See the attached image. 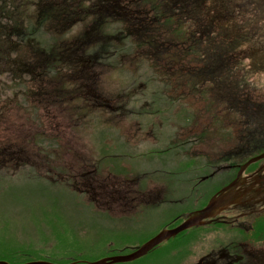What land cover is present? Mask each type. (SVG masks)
Returning <instances> with one entry per match:
<instances>
[{"label": "rangeland", "instance_id": "obj_1", "mask_svg": "<svg viewBox=\"0 0 264 264\" xmlns=\"http://www.w3.org/2000/svg\"><path fill=\"white\" fill-rule=\"evenodd\" d=\"M44 3L51 10V19L43 13ZM88 3L89 0H0V30L5 29L2 30L4 34L11 32L24 40L32 38L48 49L56 47L63 40H83L82 43L76 41L68 50V57L86 65L90 58L83 44L97 41L99 30V23L95 21H92L94 25L91 30H85L92 20V16L84 12ZM214 3L216 7L211 5L209 9L214 11L215 7V11H218V1ZM203 9L207 10L208 6ZM209 14L212 13L209 11ZM56 15H61L59 22L54 17ZM220 20L219 24L222 25L219 31L222 28L224 32L230 31L228 35L233 38L234 49L239 52L235 58L238 64L234 66H238V70L235 68L237 73L244 76L243 82L248 83L244 89L251 94L264 96V49L248 54L249 40L237 35L236 25L232 23L234 19ZM19 22L23 30L14 31L15 24ZM196 25L199 31L206 30L204 22H197ZM95 32L96 36L93 35ZM86 39L90 41L84 43ZM125 41L121 43L122 46L132 48L128 53L122 51L115 55V52L109 51L110 56L105 57V50L97 51L98 58L105 63V66L97 67L102 92L112 99L107 102L108 106L120 108L122 112L98 108L88 114L79 113L76 110L87 104L71 100V95L67 97L70 101L63 102L64 107L61 108L54 93L58 90L60 80L52 73L50 81H37V90L40 86L46 88L48 100L53 102L48 105L50 108L46 113L43 110L36 111V106H41L45 98L40 100L41 96L35 92L32 96H23V90L28 88L29 83L20 84L11 80L9 75L0 76V120L4 118L0 124V140L20 141L30 148L24 153L26 166L21 169H17L20 165L16 168L4 167L0 171V244L33 245L39 251L30 254L34 260H43L46 255H51V260L57 263L73 257H81L85 262L97 260L108 253L106 249L111 246L114 248L110 241L117 243L121 227L134 229L130 226H136L138 222L145 226L141 230L142 234H149L162 222L163 215L157 210L150 212L149 219L130 221L128 226L111 218L117 217L120 213L116 211L122 207L131 206V197L137 192L165 189L175 190L180 198L187 197L185 206H171L172 213H166V216H173L178 207L200 206L213 191L212 184L197 182L196 176L203 174L205 167L193 168L189 166V160L212 161L241 153L239 157L246 158L249 154L250 150L238 153L231 151L238 135L228 132V121H234L237 116L230 112L223 113L231 109L223 102L224 108L214 104L218 109L213 111L211 103L205 104L201 94L216 96V84L214 87L208 75H202L204 77L201 78L193 76L198 71L195 62L178 65L177 60H173L172 64H168L161 54L156 57H162V60L147 55L153 59L148 61L142 52L151 53L155 50L152 41L138 34H130ZM172 41L177 40L173 37ZM188 44L193 46L192 42ZM201 48L203 53L204 46ZM23 50L26 51V48ZM189 79L200 81L195 83ZM169 81L171 83L167 85ZM60 86L64 88L62 84ZM171 95L176 96L175 105L170 104ZM157 99L164 103L155 104L159 102ZM190 103L194 106L190 107ZM153 104L156 105L155 110L151 109ZM198 104L204 115L201 117L202 126H197L203 128L207 125L208 133L202 142H194L192 138L194 133L198 134L202 129L183 125L182 120L173 114L181 112L185 105L192 108ZM170 107L174 108L173 113L168 112ZM213 115L221 120L219 130L210 125ZM37 117L43 123L42 126L31 127L27 118L36 121ZM12 125L20 129L19 140L7 134ZM104 129L113 134L107 132L108 137L102 141ZM33 131L41 134L46 149L40 154L38 145L32 139ZM103 149H107L113 160H97L101 159ZM251 151L253 154L257 150ZM96 160L99 162L98 171L93 167ZM46 172L53 177H49V174L43 176ZM62 175L70 176L74 188L59 180ZM133 201L137 202V199Z\"/></svg>", "mask_w": 264, "mask_h": 264}, {"label": "trees", "instance_id": "obj_2", "mask_svg": "<svg viewBox=\"0 0 264 264\" xmlns=\"http://www.w3.org/2000/svg\"><path fill=\"white\" fill-rule=\"evenodd\" d=\"M214 2L215 0H89V3L87 4L88 7L84 9V12L90 14L92 20H90L88 27L85 30L88 32V30L93 28L92 26L94 24L92 21L99 23V30L97 36L96 32L93 34L98 37L97 41L90 44L86 43L87 41H90L86 39L84 42L86 44H83L85 53H88L87 55H89L90 58V62L86 63V65L75 58L68 57V50L75 45L76 41L82 43L83 40L79 41L78 38H74L70 41L63 40L60 41L56 47H53L52 49L49 48V50L48 47H41L39 43L32 38H26L24 40L21 36L15 37L11 32L4 34L5 29H1L0 61L2 64H0V76L9 75L11 80L20 84L27 85L29 83L28 88L23 90V96H32L33 92H35L37 96H41L40 100L45 98V101H41V106L40 104L36 106V111L43 110V113H46L50 108L48 105L53 102L48 100L46 88L44 89V87L40 86V89L37 90V81H43L44 79L50 81L52 73L54 77L60 80L59 85L57 86L58 90H55L54 93L57 102H60L62 106L61 108L64 107L63 102L70 101L67 97H70L71 95V100L75 102L83 101L87 104L86 107L76 110L79 113L88 114L91 111L95 112L94 110L99 109H111V111H116L117 109L122 112L120 108H115L112 105L108 106L107 102H111L112 99H110L109 96L104 95L102 92L97 67L99 65L105 66V63L98 58L97 51L105 50V57L110 56L111 53H109V51L115 52V55L122 51L128 53L132 48L122 46L121 43L128 39L130 34H138L139 37L152 41L151 45L155 49L153 50L154 52L152 51L151 53L142 52V56L146 57V60L153 61V56L156 57V55L159 56L161 54L165 57L168 64H172L173 60H177L176 64L178 65L195 62V67L198 71L193 76H198L199 78L204 77L205 75L210 76L209 80L214 82V87L216 84L215 93L217 95L213 97L210 94L207 95L206 93H203L201 96L205 104L211 103L214 108H212L211 111L218 109L214 104L223 105L222 102L227 104L225 103L224 97L228 95H235L238 99H240L241 96L248 97L250 100L248 107H240L237 104L233 106V108L224 110L223 112H230L232 115L237 116V118L234 119L235 121L236 119L239 120L242 118V113L245 111L251 113L263 110L261 106L255 107L254 102L260 100L261 97L264 98V96L254 95L255 93L251 94L252 92H247V90L244 89L247 87L248 83L243 82L244 76L237 73L236 69L238 70V66H234L235 64H238L235 58L239 52L234 49L233 38L228 35V32L230 31L224 32L223 28L222 31H219V26L222 25L219 24L221 23L220 16L221 18L224 16L220 15L217 17L219 13H217V10L215 11L216 4ZM238 3H240L239 0H230L226 7H231V9L234 10L235 4ZM223 4L224 3H222L221 6ZM206 5L208 6V9L204 10L203 7ZM211 5H215L213 8L214 11L209 9ZM42 8L43 13L49 15V18L51 19L52 15L48 4L44 3ZM118 10L120 12H118ZM70 11L73 15L74 11L72 9ZM209 11L212 13L211 15L209 14ZM74 19L76 18H73V20ZM73 20L71 22H74ZM197 22H204L206 30L199 31L196 25ZM226 23L227 20H225V25ZM232 23L233 25L238 24L234 20H232ZM169 24L170 27L168 28ZM20 25L21 22L15 24L13 30L15 31L17 29L22 31L23 28ZM176 26L177 28L174 29ZM59 32H61L60 28ZM146 34L148 35L146 36ZM173 37H175L177 41H172ZM189 42H192L193 46L190 47L188 44ZM125 44H127L126 41ZM11 46L16 48L12 49ZM201 46H204L203 53L201 51ZM24 47L26 48V51L23 50ZM92 53L94 56L91 57L90 55ZM158 56L156 57L157 59H163L162 57L161 59L158 58ZM153 63H155V60ZM167 77L169 76L167 75ZM189 80L190 82L195 83L200 81L194 79V81H191V79ZM170 83L171 81H169L167 85H170ZM60 84H62L64 88L60 86ZM175 85H177L176 80ZM174 98H176V96L171 95L170 104L176 102ZM157 100L159 102H155V104L164 103L162 101L160 102V99ZM186 105L184 108L182 107L181 112L178 114L173 113L175 110L171 107L168 109L169 111H167L177 115V119H181L183 125H188L187 127L194 129L196 125L202 126V124L197 123L198 118L204 115L199 104L192 108H188ZM192 105L194 106L193 103H190L189 106L191 107ZM57 108H59V106H57ZM155 108L156 105L153 104L151 109L155 110ZM3 121L4 118L0 120V124L3 123ZM27 121H30L29 123H31V127H41L43 124L39 117H37L36 121L33 118L31 120L27 118ZM220 121L221 120H217L213 115L212 122L210 123L211 127L213 126L214 129H217ZM210 125H208L209 130ZM203 128H206V131L202 136L207 137V125H204ZM35 132L36 131L32 132L34 133L32 139L38 145V154H40L46 149L43 145L41 134ZM102 132L101 140L105 141L108 137V133L111 134L112 131L104 129ZM7 134L15 140L20 139V129L17 125H12L8 129ZM194 134V137H192L194 138V142H201L202 138L196 140L199 134ZM185 143L187 142H184V144ZM28 148L29 147H26L25 143L20 141L4 142L3 140H0V171L4 170V167L16 168L17 165H20L17 169H21L22 166H26L27 164L25 163L24 153L25 151L28 152L30 150V148ZM101 152L103 153L100 157L101 159L97 160H100V162L113 160L110 159L111 157L109 156L110 154L107 153V149H103ZM252 152L253 151H249V154L246 155L247 157L245 159L252 156ZM46 153L48 154V152ZM96 161H94L93 167L98 171L99 162ZM210 170L211 168H208V171ZM48 174L49 173L46 172L43 176H47ZM62 176H60L59 180L67 182L69 185H67L68 187L74 188L70 176ZM49 177H53V175L51 176L49 174ZM73 191L76 192L75 189ZM0 245L2 246H0V256H3L0 257V259L8 260L13 264H20L34 260L30 258V254L39 252L33 245L21 246L11 243H2ZM106 250L108 252L107 254H109L114 248L111 246ZM107 254H104L99 258ZM50 256L51 255H46L43 260L52 261V256ZM99 258H97V260ZM63 263L86 264L85 261L81 260V257L68 258Z\"/></svg>", "mask_w": 264, "mask_h": 264}, {"label": "flooded vegetation", "instance_id": "obj_3", "mask_svg": "<svg viewBox=\"0 0 264 264\" xmlns=\"http://www.w3.org/2000/svg\"><path fill=\"white\" fill-rule=\"evenodd\" d=\"M54 17L59 22L61 15ZM224 98L230 108L237 104L246 108L250 103L246 96L238 99L235 95H228ZM254 103L255 107L261 106L263 110L251 113L245 111L241 119L231 122L229 120L228 132L238 135L237 141L232 143L234 145L232 152L257 151L247 159L243 156L239 158L241 153L212 161L189 160L188 163L191 162V165H184L200 169L205 167L204 173L196 176L197 182L212 184L213 191L205 203L184 209L178 207L173 216H166V213H172L171 206H185L187 197H178L175 190L137 192L131 197L132 201L129 202L131 206L116 211L120 213L117 217L109 216L121 222V225L128 226L130 221L149 219L150 212L157 210L163 215L162 222H159V226L149 234H142L141 230L145 226L138 222L136 226H130L134 229L121 227L117 243L110 241L114 245V250L103 257L131 252L133 248L144 244L162 229L177 226L190 213L207 205L223 188L235 183L233 189L238 198L214 217L209 218L206 223L178 233L133 261L115 264H264V158L241 170L249 159L264 153V100L261 98ZM197 123L201 124V117ZM195 128L202 129L196 140L199 138H202V141L206 140V136H202L206 128L197 125ZM194 161L197 163L192 164ZM208 168L211 170L208 171ZM134 199H137V202H134Z\"/></svg>", "mask_w": 264, "mask_h": 264}, {"label": "water", "instance_id": "obj_4", "mask_svg": "<svg viewBox=\"0 0 264 264\" xmlns=\"http://www.w3.org/2000/svg\"><path fill=\"white\" fill-rule=\"evenodd\" d=\"M219 9L218 17L232 18L236 24V33L239 37L249 40L248 54H255L258 49H264V0H239L240 3L235 4L234 10L226 7L230 0H217ZM237 2V1H236ZM224 3L222 6L221 4ZM237 9V10H236ZM221 18V16H220ZM264 158V153L249 159L241 170L251 163ZM235 183L223 188L218 194L214 195L207 205L190 213L181 223L172 228H165L156 235L147 240L144 244L132 249L131 252L125 254H116L100 258L98 260L89 261L86 264H115L133 261L150 250L163 243L164 241L176 236L178 233L206 223V221L214 217L222 209L232 203L238 195L234 192ZM0 264H13L9 261L0 260ZM20 264H65L48 260H32Z\"/></svg>", "mask_w": 264, "mask_h": 264}]
</instances>
